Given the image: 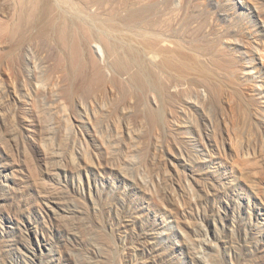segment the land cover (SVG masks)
<instances>
[{
  "label": "rangeland",
  "instance_id": "1",
  "mask_svg": "<svg viewBox=\"0 0 264 264\" xmlns=\"http://www.w3.org/2000/svg\"><path fill=\"white\" fill-rule=\"evenodd\" d=\"M0 264H264V0H0Z\"/></svg>",
  "mask_w": 264,
  "mask_h": 264
},
{
  "label": "bare ground",
  "instance_id": "2",
  "mask_svg": "<svg viewBox=\"0 0 264 264\" xmlns=\"http://www.w3.org/2000/svg\"><path fill=\"white\" fill-rule=\"evenodd\" d=\"M5 32H8V30H6Z\"/></svg>",
  "mask_w": 264,
  "mask_h": 264
}]
</instances>
